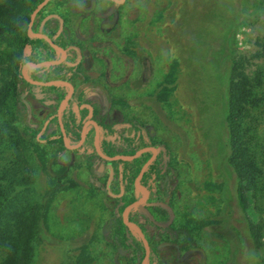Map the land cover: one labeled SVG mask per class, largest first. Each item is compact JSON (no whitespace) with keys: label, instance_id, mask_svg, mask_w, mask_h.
I'll return each mask as SVG.
<instances>
[{"label":"rangeland","instance_id":"rangeland-1","mask_svg":"<svg viewBox=\"0 0 264 264\" xmlns=\"http://www.w3.org/2000/svg\"><path fill=\"white\" fill-rule=\"evenodd\" d=\"M243 1L125 0L109 10V0H97L94 14L80 13L79 22L76 10H59L67 29L81 33L74 37L83 48L77 80L92 79L95 88L119 95L117 111L125 121H147L150 140L166 148L168 164L177 172V193L172 192L168 207L174 211L179 246L196 245L190 264H257L247 252L250 242L241 235L233 174L222 140L225 85L220 65L226 36ZM108 16L112 24L99 28ZM263 35L264 12H260L251 25L238 29L236 52L252 53ZM28 91L26 108L18 111L36 130L44 116L55 111L54 95L35 86ZM89 98L92 109L99 108L94 97ZM16 107L21 105L16 102ZM114 110L108 105L103 113L95 112L96 118L113 120ZM89 129V141L80 151L40 143L36 144L40 157L32 145L27 149L33 161V186L40 187L37 200L43 206L30 264H128L127 253L105 236L114 222L112 210L104 206L109 198L87 188L93 170L106 164L95 154L88 155ZM108 137L103 134L104 140ZM66 140L75 144L78 139L70 135ZM104 175V171L93 175L96 187H101ZM159 248L160 256L151 261L172 264V246ZM257 253L264 255V244Z\"/></svg>","mask_w":264,"mask_h":264},{"label":"trees","instance_id":"trees-1","mask_svg":"<svg viewBox=\"0 0 264 264\" xmlns=\"http://www.w3.org/2000/svg\"><path fill=\"white\" fill-rule=\"evenodd\" d=\"M40 1L0 0V264H30L33 243L39 232L43 206L37 200L40 187L33 186V161L26 153L30 152L27 150L29 145H32L34 152L40 157L42 155L39 154L36 144L44 143L57 149H65L56 113L49 112L41 126L34 130L27 120L21 118L18 111L23 106L26 108L28 87L35 86L23 78L21 66L26 62L37 63L58 59L60 56V52L43 38L27 35L30 13ZM96 1L48 0L37 11L31 24L32 30L47 35L65 53L64 60L57 64L29 67L27 76L34 80L62 79L73 86L74 91L61 111L67 138L73 135L78 139V122L85 117L86 108L84 105L80 107V103H86L81 99L83 95L80 90L95 88L97 84L88 78L77 80L83 48L80 40L74 37L80 32L67 29V19L59 10L70 7L79 14L89 13ZM109 1L113 4L112 8L119 7ZM260 12H264V0L241 2L239 14L225 39V51L222 53L220 66L225 85L222 140L227 151L226 164L233 174V192L240 213V231L242 238L250 242L248 254L252 252L256 263L264 264V255L257 253L264 244V35L257 40L254 51L249 54L237 53L235 43L238 29L251 25ZM79 14H76L77 22L82 18ZM111 18L105 17L98 27L110 26L113 22ZM25 45H28V53L24 50ZM38 72L41 73L40 77H37ZM25 85L27 87H23ZM39 88L54 95L52 98L55 109L66 93V86L60 84L40 85ZM16 102L21 108L16 107ZM88 141L89 135L82 146ZM99 146L105 155H131L133 152L108 150V142L103 138ZM147 156L148 154H143L130 161L117 159L109 163L110 166L120 168H140ZM40 161L44 162L42 159ZM157 167V161L153 160L146 168ZM127 184L129 183L125 182L124 187H128ZM151 187L159 185L152 181ZM120 201L126 203L124 199ZM120 211L114 214L111 234L116 237L115 243L120 252H131L128 255V264H141L144 253L142 241L133 229L122 222ZM126 233H134L136 238L130 241L125 237ZM156 248L151 252L156 251Z\"/></svg>","mask_w":264,"mask_h":264},{"label":"flooded vegetation","instance_id":"flooded-vegetation-1","mask_svg":"<svg viewBox=\"0 0 264 264\" xmlns=\"http://www.w3.org/2000/svg\"><path fill=\"white\" fill-rule=\"evenodd\" d=\"M111 1L115 3L113 0ZM124 1L125 0H122V2L115 4L120 5L123 4ZM111 9L113 8L111 7L109 10ZM40 81H46V80H40ZM39 86L40 85H35V87H39ZM80 92L83 95V97L81 98L82 101L86 103V104L80 103V107L81 105H84L87 111H85L84 113L85 115L84 119L78 122L79 123L78 140L83 125H85L84 138L78 147L70 150L80 151V149L83 147L82 145L87 135L89 134L90 131L89 128H91L92 149L94 150V152L93 150H91L92 152H89L88 155L96 154L100 159H103L97 154L93 146V138H94L95 130L92 122H95L98 131V146L101 142V138H103L104 132H106L105 135L107 137L108 136L111 137V139H109V137L107 138V141L110 140V142H108V147H106V149L108 150L110 149L112 151L125 150L124 152L128 150L130 151L133 150L132 153H134L135 151H138L143 147H153L155 148V152H153L151 149H147L145 151L140 152L138 155L148 154L146 158V160H148V158H150L151 155L154 153L153 160H156L158 163V167L156 169L145 168L142 171V173L138 176L141 166L145 162L140 166V168L137 167L120 168L119 166H114L112 164H111L112 166H110L109 161L112 160L103 159L106 162L105 166L103 165L104 163H99V164L103 165L104 169L102 168L100 169L97 167L96 169L93 170L92 173L94 174H92L89 187H87L88 191L92 194L105 193L109 198V202L104 206L108 209H111L112 214L115 215L117 214L118 210H121L120 213H122L125 206L145 196L143 202L130 207L126 214V219L135 223L138 226V228L142 233V236L148 243L149 253L145 264L148 263L157 264V262L151 261V259L155 258L156 260L160 256L159 250L161 249L159 247L161 248L165 247V244H162V242H166V241L169 242L168 245L172 246L174 250V259L172 264H190L189 261L192 258V253H193L192 251L195 250L194 248H196V245H194V248L190 246L187 249H182L179 246L177 242V238L179 237V234L176 233V229L173 227L174 211L171 206H170L171 211L168 207L169 206L168 202L170 200V197L173 196V193H177L174 187L176 183L177 172L174 167L168 164L166 148L163 145L159 144L158 142L150 140L151 132H150L149 123L147 121H141V120L125 121L122 112L117 111L118 109L117 105L119 103L117 97L119 95L115 93L112 95L109 94L110 92L107 88H100V89L82 88ZM91 95L94 97L95 101L98 102L97 104L99 108L96 107L92 109L90 105L92 104V100L89 98V96ZM37 101L43 102L42 99H37ZM108 105L114 106L116 108V110H114L115 119L105 120V121H101L97 119L95 112L100 111L103 113L105 110H107ZM53 112L56 113V109ZM47 114L44 116L43 121L45 120ZM74 123H77V121H75ZM78 140L76 141V143L78 142ZM117 154L119 153H113L112 155H117ZM112 155H108V156H112ZM100 171H104L105 175H104V179L101 182V187H96L97 178H95L94 176L96 175V173ZM135 181H137V183L141 185L146 191H144L142 187L137 186L135 184ZM152 181H154L156 185H159V187H151ZM125 182L129 183L127 184L128 187H124ZM88 191H85V193H87ZM175 198H178V195L175 196ZM120 199H124L126 203L121 202ZM136 211H138V213ZM132 215H135V219ZM109 228L110 229H107V231H105V236H107V240L112 241V244L115 246V248H117L115 243L116 237L111 234V227ZM133 231L136 233V236H138V238L141 240L139 234L134 229ZM136 236L134 233L132 234L126 233L125 235V237L130 241L135 239ZM154 247H157L156 251L151 252ZM126 253L127 254H125V256L128 261V257H129L128 255L131 252L128 250Z\"/></svg>","mask_w":264,"mask_h":264},{"label":"water","instance_id":"water-1","mask_svg":"<svg viewBox=\"0 0 264 264\" xmlns=\"http://www.w3.org/2000/svg\"><path fill=\"white\" fill-rule=\"evenodd\" d=\"M48 0H41L39 3H37L35 5V7L32 9L31 13H30V16H29V22H28V25H27V28H26V31H27V35L29 37H41L43 38L44 40L47 41V43L53 47L54 49L58 50L61 52V56L58 58V59H51V60H44V61H41V62H26L24 63L22 66H21V74L23 76V78L29 82V83H32V84H35V85H45V86H48V85H53V84H60V85H65L68 87V91L67 93L61 98V100L59 101L58 105H57V108H56V117H57V121H58V125H59V128H60V132H61V139H62V142H63V145L68 148V149H73V148H76L78 147L81 142L83 141V138H84V131H85V125L82 126L81 128V131H80V136H79V140L76 144L74 145H71L69 143H67V140H66V135H65V130H64V127H63V124H62V120H61V110L63 108V105L66 103V101L68 100V98L70 97L72 91H73V86L68 82V81H65V80H62V79H49V80H46V81H40V80H34V79H30L26 74H25V69L27 66H30V67H40V66H43V65H49V64H57L59 62H61L63 59H64V51L62 48H60L59 46H57L56 44H54L50 38L41 33V32H38V31H32L31 30V24H32V21L34 19V16L35 14L37 13V11L43 7L46 3H47ZM115 3H120L122 2V0H113ZM24 50L26 53L29 52V48H28V45H25L24 46ZM93 125H94V130H95V134H94V138H93V146H94V149L95 151L97 152V154L102 157L103 159H106V160H116V159H122V160H131L133 159L134 157H136L140 152L142 151H145L147 149H151L153 152H155V148L153 147H143L141 148L140 150L138 151H135L134 153H132L131 155H112V156H108V155H105L104 153L101 152L99 146H98V131H97V126H96V123L95 122H92ZM154 158V153L151 155L150 158H148V160L145 161V163L141 166V169L139 171V174L138 176L142 173V171L146 168V166L153 160ZM137 176V177H138ZM135 184L139 187H142L141 185H139L137 183V181H135ZM143 188V187H142ZM144 189V188H143ZM144 191H146L144 189ZM144 198L145 196L141 197L140 199L138 200H135L134 202L128 204L127 206H125V208L123 209L122 213H121V218H122V222L127 225L129 228H132L134 229L140 236L141 238V241L143 243V246H144V255H143V258L141 260V264H145L146 263V259L148 257V253H149V246H148V243L147 241L144 239V237L142 236V233L140 231V229L138 228V226L127 220L126 219V214H127V211L130 207L136 205V204H139L141 202L144 201Z\"/></svg>","mask_w":264,"mask_h":264}]
</instances>
